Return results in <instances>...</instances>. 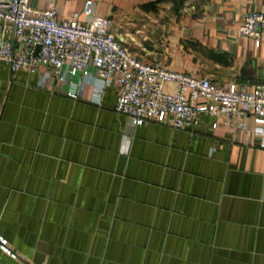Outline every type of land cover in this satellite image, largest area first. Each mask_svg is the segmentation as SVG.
<instances>
[{"label": "crops", "instance_id": "0c3cea01", "mask_svg": "<svg viewBox=\"0 0 264 264\" xmlns=\"http://www.w3.org/2000/svg\"><path fill=\"white\" fill-rule=\"evenodd\" d=\"M84 1L33 0L64 20H83ZM91 1L140 60L264 87V33L256 45L238 30L264 0H184L163 19L141 8L147 0ZM37 80L0 61V236L15 254L0 248V264H264L258 137L220 119L212 129L203 114L192 127L148 121L129 132L114 79L99 103L90 84L72 99Z\"/></svg>", "mask_w": 264, "mask_h": 264}, {"label": "built area", "instance_id": "2783aa9c", "mask_svg": "<svg viewBox=\"0 0 264 264\" xmlns=\"http://www.w3.org/2000/svg\"><path fill=\"white\" fill-rule=\"evenodd\" d=\"M94 6L86 0L83 20L78 12L64 20L55 6L41 9L33 0H0V61L10 71L38 75V86L59 89L72 99L81 98L90 84L97 103L114 79V109L125 116L129 132L148 121L166 122L175 129L192 127L203 114L212 118V129L220 119L229 133L250 132L264 148L263 86L237 90L234 84L218 85L207 77L169 70L156 60H140L115 35L111 19L97 15ZM238 30L258 45L264 12L245 13ZM166 83L175 85L173 93L164 90ZM246 117L252 129L246 127ZM0 248L15 257L1 236Z\"/></svg>", "mask_w": 264, "mask_h": 264}, {"label": "trees", "instance_id": "16d2710c", "mask_svg": "<svg viewBox=\"0 0 264 264\" xmlns=\"http://www.w3.org/2000/svg\"><path fill=\"white\" fill-rule=\"evenodd\" d=\"M166 2L171 3L172 11L178 14L184 0H147L141 3V8L145 11H157L159 4Z\"/></svg>", "mask_w": 264, "mask_h": 264}, {"label": "rangeland", "instance_id": "374dc122", "mask_svg": "<svg viewBox=\"0 0 264 264\" xmlns=\"http://www.w3.org/2000/svg\"><path fill=\"white\" fill-rule=\"evenodd\" d=\"M158 10L159 11H157V12H159V15H161V16H159L161 19H163V18H166L170 13V11H172V7L170 6L169 7V9H166V8H162L161 10H160V8H158ZM162 23L161 22H159V20L157 21V25H158V27L160 28V26L159 25H161ZM159 28H158V30H159Z\"/></svg>", "mask_w": 264, "mask_h": 264}]
</instances>
